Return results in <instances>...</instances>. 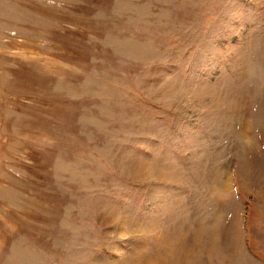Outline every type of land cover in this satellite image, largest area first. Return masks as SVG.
Masks as SVG:
<instances>
[{"label": "rangeland", "instance_id": "obj_1", "mask_svg": "<svg viewBox=\"0 0 264 264\" xmlns=\"http://www.w3.org/2000/svg\"><path fill=\"white\" fill-rule=\"evenodd\" d=\"M0 264H264V0H0Z\"/></svg>", "mask_w": 264, "mask_h": 264}]
</instances>
